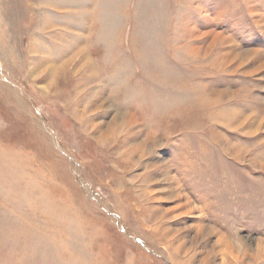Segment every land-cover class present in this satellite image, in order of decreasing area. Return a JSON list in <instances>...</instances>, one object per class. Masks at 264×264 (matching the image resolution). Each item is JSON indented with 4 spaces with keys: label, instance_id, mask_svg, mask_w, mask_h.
<instances>
[{
    "label": "rangeland",
    "instance_id": "rangeland-1",
    "mask_svg": "<svg viewBox=\"0 0 264 264\" xmlns=\"http://www.w3.org/2000/svg\"><path fill=\"white\" fill-rule=\"evenodd\" d=\"M0 264H264V0H0Z\"/></svg>",
    "mask_w": 264,
    "mask_h": 264
}]
</instances>
